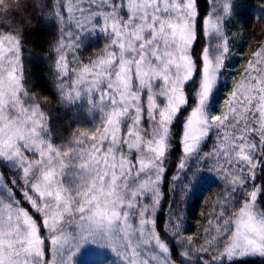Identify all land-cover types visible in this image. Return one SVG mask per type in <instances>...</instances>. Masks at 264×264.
Listing matches in <instances>:
<instances>
[{"label":"snow or ice","instance_id":"snow-or-ice-1","mask_svg":"<svg viewBox=\"0 0 264 264\" xmlns=\"http://www.w3.org/2000/svg\"><path fill=\"white\" fill-rule=\"evenodd\" d=\"M257 3L0 0V264H264Z\"/></svg>","mask_w":264,"mask_h":264},{"label":"trees","instance_id":"trees-1","mask_svg":"<svg viewBox=\"0 0 264 264\" xmlns=\"http://www.w3.org/2000/svg\"><path fill=\"white\" fill-rule=\"evenodd\" d=\"M201 6L203 7V3H201ZM29 13H31L32 17V25L31 28L35 29L33 34L29 37L30 41L35 43L37 48L40 47H46L47 43L52 39V27L50 26V23L45 21L39 14L38 10H34L32 7H29L27 10ZM259 11V5L257 3V0H250V7L247 9V14L251 15L253 22H255V17L258 14ZM246 36L249 34L246 33ZM256 36H259V29L256 31ZM239 44V41L237 42ZM247 43L253 44L255 46V39H250L247 41ZM247 43H245V47H247ZM91 53V49H89V52L85 55H88ZM239 59V57H237ZM34 67L32 68V74L38 78V83L36 85L37 90H44L45 89V79H44V71H45V65L43 63H40L37 60L33 61ZM53 109H56V105L52 104L50 105ZM64 120H61V123H64ZM218 191V189L212 188L206 191L203 194V197L201 198V204H204L205 198H208V203L210 204L213 200H215V192ZM193 216L196 217V219H200L199 211L200 208L194 207L191 209ZM191 226L193 229H195L196 224L195 221L191 222ZM240 264H244V262H240Z\"/></svg>","mask_w":264,"mask_h":264},{"label":"rangeland","instance_id":"rangeland-1","mask_svg":"<svg viewBox=\"0 0 264 264\" xmlns=\"http://www.w3.org/2000/svg\"><path fill=\"white\" fill-rule=\"evenodd\" d=\"M201 3H203V0H200ZM93 256V258H95V254H91ZM105 258H107V253L104 254Z\"/></svg>","mask_w":264,"mask_h":264}]
</instances>
